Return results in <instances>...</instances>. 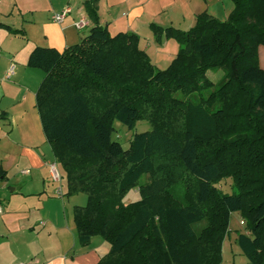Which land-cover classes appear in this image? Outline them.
<instances>
[{
	"label": "trees",
	"instance_id": "obj_1",
	"mask_svg": "<svg viewBox=\"0 0 264 264\" xmlns=\"http://www.w3.org/2000/svg\"><path fill=\"white\" fill-rule=\"evenodd\" d=\"M226 21L203 12L188 31L150 25L180 49L156 68L135 33L112 36L99 23V0H85L93 27L62 52L36 47L28 67L44 73L36 94L44 135L66 173L78 242L100 237L98 264H221L232 214L250 264H264V0H231ZM0 26L25 37L24 31ZM223 70L213 83L208 71ZM151 130L127 150L114 123ZM147 176L146 181H141ZM232 180V191L220 190ZM139 199L125 203L133 189Z\"/></svg>",
	"mask_w": 264,
	"mask_h": 264
},
{
	"label": "crops",
	"instance_id": "obj_2",
	"mask_svg": "<svg viewBox=\"0 0 264 264\" xmlns=\"http://www.w3.org/2000/svg\"><path fill=\"white\" fill-rule=\"evenodd\" d=\"M179 1L171 6H181L182 24H189V29L205 11L218 19L210 7L202 10L195 0L193 10L191 0ZM84 2L0 0V23L25 33V37L13 34L0 26V264H98L110 251V245L100 237L92 238L84 247L78 242L74 208L82 206L85 199L82 194L65 196L66 173L54 158L36 107V94L44 73L27 65L36 47L62 52L88 35L93 23ZM162 3L161 0H99L98 15L100 25L107 27L111 35L137 34L139 48L156 68L164 70L178 54L177 44L173 40L157 44L148 27L150 24L164 27L156 21L161 12L159 7L164 11L167 8ZM67 8L70 13L65 20L54 22V14ZM182 9L191 14L186 17ZM230 13L226 10L224 18ZM81 19L87 26L78 30L75 23ZM258 61L264 70L263 46L258 48ZM11 65L15 66L14 73L7 78ZM53 163L57 164L60 180L52 177ZM134 200L136 197L126 204ZM244 264L250 263L246 259Z\"/></svg>",
	"mask_w": 264,
	"mask_h": 264
},
{
	"label": "rangeland",
	"instance_id": "obj_3",
	"mask_svg": "<svg viewBox=\"0 0 264 264\" xmlns=\"http://www.w3.org/2000/svg\"><path fill=\"white\" fill-rule=\"evenodd\" d=\"M161 1L163 2L162 3L163 5L164 4L167 5L166 6L167 8L165 11L162 9V6L159 7L161 9L160 10L161 12L156 17V21L158 23L164 25V27H162V28H175V29L182 30V31H188L189 30V28H188L189 24H182V19L179 15L182 13L181 11H179L181 9V6H179V5L178 6H171L172 2L178 1V3H179L180 1L179 0H161ZM189 1L190 0H188V2ZM195 1L198 2V5L200 4L199 7L202 10H205V9H207V7H210V10L215 12V14H216V15L214 14L215 17L218 19H221L222 21H226L225 19H228V18H224L226 15V10L231 11V13H232V11L234 9V4L231 0H195ZM168 2H170V4ZM189 4H190L191 10H193L192 4H194V0H191V3H189ZM182 11L184 12V15H186V17H188L191 14L189 11H185V9L184 10L182 9ZM231 13L229 14V16L231 15ZM148 27H150V26H148ZM150 31H151V29H150ZM119 33H123V32H119ZM119 33H116L112 36H116ZM153 36H154V34H153ZM153 39H155L156 43L159 44V42L157 41L155 36ZM162 40L163 41L173 40L177 44L178 52H179L180 45L175 39L168 38L166 35H163L161 42H162ZM160 53H163V51H160ZM172 62H169L170 64H168V66H166L165 69H167L172 64ZM223 74H224V71L218 69V70L208 71L207 76L213 83L217 84L222 79ZM150 130H151V125L149 124V122H147L145 120L137 121L134 125V128H132V129H130L127 126L123 125L122 123L116 121L114 123V133H113L112 139H113V141L120 143L122 145V147L125 150H127L130 146V142H131L132 138L136 134H141V133H144V132H147ZM146 178H147V176H143L141 181L142 182L146 181ZM217 187L226 193H231V191H232V189H231L232 180L231 179H225L219 185H217ZM136 192H138V189L133 188L129 192L127 197L125 198V200H124L125 203L129 200H132L135 197H136V200H134V201H137L139 199V196L136 195ZM83 196L84 197L82 199H85V202L82 206H85L87 204V197L85 195H83ZM241 222H243V224ZM245 228H246L245 223L242 220L240 214L239 213L238 214H232L231 221H230V227H229V233L227 234V236L223 242V245H222V263L221 264H244V261L246 259L241 254L239 248L234 243V237L237 236L239 233H245Z\"/></svg>",
	"mask_w": 264,
	"mask_h": 264
},
{
	"label": "built area",
	"instance_id": "obj_4",
	"mask_svg": "<svg viewBox=\"0 0 264 264\" xmlns=\"http://www.w3.org/2000/svg\"><path fill=\"white\" fill-rule=\"evenodd\" d=\"M70 13V9L67 8L65 10H63L61 13H57V14H54L53 16V21L56 22V23H62L65 18L69 15ZM87 26V22L83 19L79 20L78 22L75 23V27L78 29V30H82L84 29L85 27ZM14 68L15 66L14 65H11L8 73H7V78L11 77L14 73ZM50 172L52 174V177L55 179V180H60L61 176H60V173L58 171V167H57V164L56 163H53L50 165ZM243 224V222H241Z\"/></svg>",
	"mask_w": 264,
	"mask_h": 264
}]
</instances>
